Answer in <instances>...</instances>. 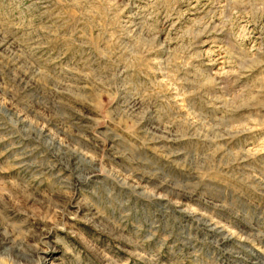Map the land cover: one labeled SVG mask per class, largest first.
Returning a JSON list of instances; mask_svg holds the SVG:
<instances>
[{
    "label": "rangeland",
    "instance_id": "1",
    "mask_svg": "<svg viewBox=\"0 0 264 264\" xmlns=\"http://www.w3.org/2000/svg\"><path fill=\"white\" fill-rule=\"evenodd\" d=\"M0 264H264V0H0Z\"/></svg>",
    "mask_w": 264,
    "mask_h": 264
}]
</instances>
